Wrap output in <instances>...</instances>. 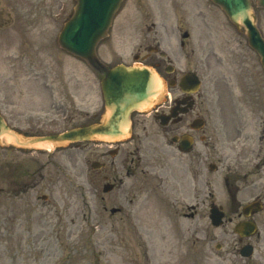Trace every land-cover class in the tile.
I'll use <instances>...</instances> for the list:
<instances>
[{"label": "rangeland", "instance_id": "1", "mask_svg": "<svg viewBox=\"0 0 264 264\" xmlns=\"http://www.w3.org/2000/svg\"><path fill=\"white\" fill-rule=\"evenodd\" d=\"M251 1L264 37V10L257 7L256 0ZM75 2L0 0V114L23 134L59 133L80 124L82 119L88 120L92 114H100L101 119L105 116L98 86L102 75L68 57L57 44ZM205 3L123 0L108 36L98 45L100 62L106 67L130 66L137 52L141 59L145 52L138 49L146 34V21L155 23L162 36L160 50L182 70L184 52L174 46L177 26L181 32H191L196 46L203 31L200 12L212 25L211 30L219 31L218 38L212 36L222 43L220 48L229 41L233 46L237 37L234 28L224 18L213 23L220 16ZM9 36L14 37L13 47ZM241 44L237 47L244 49ZM150 123L156 126L152 118ZM65 146L55 151L39 150L36 146L19 151L0 148V168L4 166L0 169V264H132L133 258L137 264H256L255 257L247 262L237 253L226 254L220 245L221 229L209 223V203L218 205L220 201L219 170L210 171L203 162L195 164L194 238L191 232L181 236L176 230L173 236L163 234L162 225L161 230L146 229L140 213L150 204L141 197L132 205L135 222L144 226L136 235L133 231L111 230V224L117 222H111L108 213L104 219L98 216L99 201L87 198L81 191V184L86 185L82 179L86 165L75 144ZM1 159L5 162L1 163ZM12 163L14 175L8 176ZM186 180L187 177L185 183ZM185 185L180 189L187 196L188 184ZM44 195L47 199L41 200ZM83 198L88 204L83 203ZM97 219L100 225L94 227ZM153 219L156 224L158 216ZM124 236L126 243L121 241ZM145 248L148 259L143 258Z\"/></svg>", "mask_w": 264, "mask_h": 264}, {"label": "flooded vegetation", "instance_id": "2", "mask_svg": "<svg viewBox=\"0 0 264 264\" xmlns=\"http://www.w3.org/2000/svg\"><path fill=\"white\" fill-rule=\"evenodd\" d=\"M198 16L203 31L196 46L191 32H181L177 26L174 46L184 52L182 70L160 50L162 36L155 24L144 25L147 34L153 35H145L138 49L145 53L141 59L136 53L134 59L158 71L165 83L163 98L152 106L151 113L131 116L127 140L77 145L86 165L82 195L99 201L98 216L104 219L109 212L111 222H117L111 224L112 230L137 235L144 229L132 214V205L141 197L150 204L144 214L162 215L168 220V233L178 225L177 217L184 220L181 236L194 235V167L196 162L206 163L208 168L219 169L222 250L237 253L247 262L255 257L256 264H264V75L258 56L243 46L242 33H236L233 46L229 41L221 49L222 43L212 36L218 38L219 31L211 30L201 12ZM240 44L244 49L237 47ZM190 74L196 75L199 87L183 80ZM93 117L77 125L92 124ZM185 184L187 196L181 191ZM105 186H111L109 194L113 195L103 193ZM83 203L88 204L86 198ZM99 225L97 219L94 227ZM245 247L251 250L249 258L240 255ZM144 256L147 259L146 252Z\"/></svg>", "mask_w": 264, "mask_h": 264}, {"label": "water", "instance_id": "3", "mask_svg": "<svg viewBox=\"0 0 264 264\" xmlns=\"http://www.w3.org/2000/svg\"><path fill=\"white\" fill-rule=\"evenodd\" d=\"M122 0H76L74 12L58 37L59 46L67 53L94 65L95 47L106 36L112 17ZM226 14L237 28L243 27L249 46L256 51L264 68V41L256 28V16L249 0H211ZM264 9V0H257ZM158 80L153 71L140 67L116 66L105 73L101 81L106 116L101 124L90 125L67 132L37 138H22L9 130L0 116V136H8L19 147H33L42 142L62 145L94 138L117 139L126 134L129 116L133 110L150 103L157 93ZM213 225L221 223V215L212 209Z\"/></svg>", "mask_w": 264, "mask_h": 264}, {"label": "bare ground", "instance_id": "4", "mask_svg": "<svg viewBox=\"0 0 264 264\" xmlns=\"http://www.w3.org/2000/svg\"><path fill=\"white\" fill-rule=\"evenodd\" d=\"M163 87V86H162ZM7 140H9L8 138H7ZM38 147H45V148H51L52 146H53V144H49V143H41V144H38L37 145Z\"/></svg>", "mask_w": 264, "mask_h": 264}]
</instances>
